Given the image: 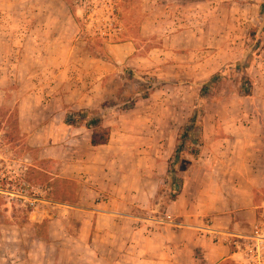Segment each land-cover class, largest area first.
<instances>
[{
  "label": "rangeland",
  "instance_id": "374dc122",
  "mask_svg": "<svg viewBox=\"0 0 264 264\" xmlns=\"http://www.w3.org/2000/svg\"><path fill=\"white\" fill-rule=\"evenodd\" d=\"M113 1L123 25L118 36L107 34L105 17H83L79 0H0V184L13 193L26 183L25 195L0 192V264H71L77 236L90 229L86 220L110 200L109 189L64 174L91 164L89 154L117 177L120 168L143 173L150 162L140 150L152 137L170 155L169 170L197 111L202 128L190 133L176 163L196 197L210 190L205 168L241 165L254 137L264 147V36L250 67L234 66L262 20L264 0ZM220 72L200 96L201 85ZM243 75L252 95L242 89ZM81 110L104 114L96 131L124 146L119 166L112 145L95 153L86 137L94 129L84 120L69 123ZM234 151L245 154L235 159ZM166 199L163 187L150 203L130 207L134 227H170ZM258 199L264 225L262 192ZM257 258L252 264L264 263V248Z\"/></svg>",
  "mask_w": 264,
  "mask_h": 264
},
{
  "label": "crops",
  "instance_id": "0c3cea01",
  "mask_svg": "<svg viewBox=\"0 0 264 264\" xmlns=\"http://www.w3.org/2000/svg\"><path fill=\"white\" fill-rule=\"evenodd\" d=\"M129 43L123 45L129 46ZM86 137L97 150L95 153L112 145L117 152L113 161L118 165V152L124 146H116L113 139L108 144L93 146L91 134ZM149 140L140 150L150 162L143 173L135 172L133 167L126 172L120 168L117 177L106 170L107 161L96 154H92L94 158L89 154L91 164L83 167L76 164L64 173L71 178L85 177L96 189L110 190L108 207L97 208L93 220H86L90 229L77 236L71 250V264H252L257 255L253 234L260 223L262 207L256 195L264 189V147L254 145L256 137L246 155L238 150L231 153L235 159L239 154L244 155L246 161L242 156L241 165L231 160L230 164L222 162L221 172L204 169L210 190L201 195L196 193L195 197L185 190V181L178 199L168 207L170 227L150 230L145 225L134 227L136 217L129 208L134 204L146 205L155 198L167 174L170 155H164V146L154 138ZM192 170L195 172L197 168ZM122 179L126 185L120 188L118 184ZM117 224L120 229L114 228ZM257 256L260 260V255Z\"/></svg>",
  "mask_w": 264,
  "mask_h": 264
},
{
  "label": "trees",
  "instance_id": "16d2710c",
  "mask_svg": "<svg viewBox=\"0 0 264 264\" xmlns=\"http://www.w3.org/2000/svg\"><path fill=\"white\" fill-rule=\"evenodd\" d=\"M261 12H262L261 22L258 25L253 26L249 30L248 42L243 57L240 60H238L236 63H234V66H236L241 72H245L250 67L262 43V38L264 36V2L261 4ZM221 76H223V72L218 73L210 81L203 83L200 89V96H204L207 93V91L210 89L212 84L215 81H217L218 78ZM243 78H244V82L242 85V89L244 90L246 95H252L253 88L251 82L249 81V78L246 75H243L242 79ZM155 88L156 87H153L152 90H154ZM148 96L149 93L146 94V97ZM76 115H77L76 117L74 115H69L68 117L69 123L73 124L78 120H84L85 125L88 128H93L94 134L92 136V141H91L93 146L109 143L110 133L108 131H106L105 133H100L96 131L103 120L104 114L94 115V112L92 110H81L78 111ZM202 125H203V120L198 119V115L196 111L190 119V124L187 126V128L184 130L183 134L180 137V144L178 145L176 154L174 156L175 162L170 163V168L168 170L167 177L165 178L162 188L160 187V190L158 192L160 194L163 187L167 188V199L165 202L167 207L170 206V204L173 201L178 199L179 195L181 194L184 188L185 181L182 177L178 175L176 169V163L182 156L181 154L183 153L184 147L188 142L190 133L200 132L198 129L202 128ZM192 157L194 158V155H192ZM261 192L262 194H264V189ZM259 194L260 192H258L256 195V201H259L258 199Z\"/></svg>",
  "mask_w": 264,
  "mask_h": 264
},
{
  "label": "built area",
  "instance_id": "2783aa9c",
  "mask_svg": "<svg viewBox=\"0 0 264 264\" xmlns=\"http://www.w3.org/2000/svg\"><path fill=\"white\" fill-rule=\"evenodd\" d=\"M79 7L83 10L82 16L87 17L88 20H92L100 15L105 17L108 21L103 26V28L109 31V33H107L109 36H118L123 32V25L119 15V9L113 0H79ZM27 168L28 167L26 166L25 169ZM7 175L8 178L12 181L14 180V178H16L15 173L8 172ZM17 176L24 177L23 173ZM17 180H20V178H18ZM25 185L26 183L24 181L23 185L21 186L23 189H20L17 192L13 191V193H11V190L8 187H6V190H4V188L0 184V192L7 191L10 194H16L18 196L25 195L23 194V192H21V190H25ZM31 204H34V202H31ZM261 223H258L255 226L253 234V239H255L254 247L256 248L257 255H260V257L261 249L264 248V225H262Z\"/></svg>",
  "mask_w": 264,
  "mask_h": 264
}]
</instances>
